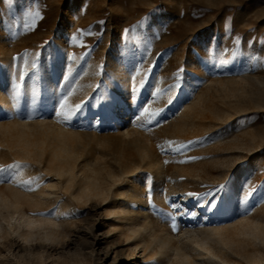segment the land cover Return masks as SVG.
I'll return each mask as SVG.
<instances>
[{
  "label": "rangeland",
  "instance_id": "1",
  "mask_svg": "<svg viewBox=\"0 0 264 264\" xmlns=\"http://www.w3.org/2000/svg\"><path fill=\"white\" fill-rule=\"evenodd\" d=\"M36 10L43 18L37 20L34 29L24 31V21L31 23L26 13ZM0 20V53H11L12 58H17L12 73L14 88H17L20 76H24V83L29 77L41 83L43 62L59 51L57 37H62L61 44L69 53L64 73L68 87H60L59 97L62 93H70L76 85L77 92L81 90L83 96L88 95L76 103L84 102V118L72 122L73 130L85 140L87 136L114 133L112 127H94L89 111L95 103L93 96H97L95 101L99 107L113 94L107 78L110 73L108 55L115 25L120 24L123 33L118 38L122 47L119 56L133 72L132 89H136L133 110L126 114L124 124L134 130L135 137L151 139V149L163 165L160 186L171 198L165 203L155 200L154 181L146 170L141 185L146 186L152 200L151 220L156 235L170 232L177 240L183 231L181 225L191 223L185 222L183 216L170 206L171 202L182 209L186 206L189 210L199 211L196 224L205 218L207 212L197 208L196 200L188 204L183 201V188L203 195L222 183L230 187L231 180L237 175L236 195L240 187H247L249 182L253 186L264 184V101H258L259 92H264V67L257 64L258 59H264V0H35V3L33 0H3ZM74 34L76 41L71 39ZM236 36L240 37L239 46L235 45ZM33 60H37V69L31 67ZM10 64L13 66L11 60L6 64L0 61V72ZM180 68L184 69L183 87L169 106L167 89L174 83V74ZM86 70L99 74L88 77L90 82H83L79 77ZM192 74H195L194 79ZM59 79L60 76L56 81ZM155 88L161 92L153 103L150 93ZM200 98L201 108L198 105L190 113L195 121L188 128L191 131L187 128L183 132L174 131L173 125L180 119V108H191ZM38 106H43V102ZM142 106H147L149 112L163 109L159 117L161 127L145 130L142 125L148 117L136 120ZM40 111L41 115L45 112L43 108ZM107 114L104 112L105 116ZM2 115L5 118L0 120V127L11 126L13 119L5 113ZM107 121L105 119L101 124ZM169 141L175 142L172 150L162 151L161 148H168ZM189 141L196 143L182 152L175 151ZM95 147L98 150L94 154L98 158L97 168L118 173L117 163L103 155L100 146ZM2 155L0 152V157ZM181 160L187 162L180 163ZM5 161L4 165H7L16 160L7 158ZM8 186L10 183L0 184V190L10 195L12 188ZM60 192L65 196L70 194L64 188ZM56 202L52 198L33 209L32 213L56 210L55 217L33 214L32 219L39 227L22 229L31 233L33 240L28 239L26 243V239L15 234L8 236L6 231L1 234L0 264H176L175 256L160 258L150 250L135 249L132 241L121 233L119 223L108 216L111 207L108 200H92L87 204L74 201L73 208H78L73 214L74 219L58 214ZM227 207L226 201L221 210L225 211ZM243 212L244 205L238 204L227 218L209 221H215L219 226L256 219L264 222V204L254 207L251 215ZM161 213L177 216L178 231L171 230V222H166ZM4 226L7 228V224ZM52 229L66 234L61 241L65 244L45 239V232ZM91 229L94 237L89 235ZM114 258L116 262H113ZM220 264H264V243L245 241L232 245Z\"/></svg>",
  "mask_w": 264,
  "mask_h": 264
},
{
  "label": "bare ground",
  "instance_id": "2",
  "mask_svg": "<svg viewBox=\"0 0 264 264\" xmlns=\"http://www.w3.org/2000/svg\"><path fill=\"white\" fill-rule=\"evenodd\" d=\"M60 30L61 32L64 31L62 28ZM122 33L123 30L117 23L113 32L114 40L108 55L110 73L107 78L113 94L106 97V101L109 97H116L120 103L118 106L104 111L96 104L97 96H93L92 99L95 103H93L92 111H89L92 120L97 111L108 113L107 116L104 115V120H108L106 124H101V122L96 125L95 121H92L91 124L96 128L112 127L114 133L100 136L97 132L99 135H94L92 138L87 136L86 140L81 138L72 126L57 123L52 112L54 104L60 98L59 85L64 82L65 64L69 59L66 46L61 44L60 39L62 37H57L56 43L59 45V51L54 53L50 60L43 62L42 81L39 84L35 78L29 77L25 83L19 79L17 88H14L12 73L15 68V60L10 55L11 53H0L1 62L5 64L9 60L13 62V66L11 64V66L5 65L2 68L3 71L0 72V120L5 118L2 115L4 113L13 119L11 126L6 124L7 127H0V152L3 153L0 157V165H4L7 158L24 161L31 165L17 177V180H27L43 175L41 187L35 192L25 191L22 187L16 186L15 183H10L8 186V188H12L10 195L0 190V237L6 231L8 236L15 234L24 240L26 239V241L32 239V234L25 233L22 229H30L29 224L38 225L32 219L33 209L53 198L58 202L56 204H59L58 214L66 219L71 217L74 219L73 214L77 213L78 208H73L74 201L87 204L92 200H108L111 203L108 216L119 223L121 233L127 236V240L132 241L135 249L140 248L144 252L150 250L154 256L160 258L175 256L176 264H220L224 253L231 249L232 245L245 241L264 243V222L262 220L240 221L237 225L231 226H219L215 221L214 223L211 222L212 220L227 218L238 205L239 197L235 194V190L239 185V175L231 180L229 196L226 198L228 207L225 211L207 212L205 218L201 222L198 221L197 224L195 219L183 216L185 222L191 223L190 225L182 226L184 223L181 225L183 231L181 236L176 238L177 240H174L175 235L170 232L156 235L155 226L151 220L152 200L150 203L148 189L141 185L146 176V170H149L154 181L155 191L153 194L155 200L170 202L171 198L160 186L163 165L158 161L159 159L157 160V155L151 149V139L135 137L134 130L131 131L124 124L126 114L133 110L135 92L132 89L131 80L133 72L120 57L122 47L118 38ZM94 71L86 70L83 74L81 73L79 78H83V82H90L88 77L99 74L98 71ZM58 76L60 79L56 81ZM191 77L194 79L195 74H192ZM79 86L81 85L79 84ZM76 88H78L77 85L73 90L69 89L70 94L67 96L69 108L88 96H83L84 92L81 90L77 92ZM30 89L39 94L43 106L34 105L30 102L27 94ZM201 99L193 103L191 108H180V119L173 125L174 131L183 132L186 128L194 125L195 121H193V116L190 113L198 105L201 108ZM258 101H264V92H259ZM42 108L45 112L41 115L39 111ZM30 116L33 122H30ZM114 121L116 123L113 126L108 125ZM188 131L191 130L188 129ZM95 145L101 147L99 151L103 155L110 156L117 163L118 173L115 174L105 168H97L98 158L94 154L98 150ZM133 150L135 151L134 154H132ZM61 188L70 194L68 196L63 195L60 192ZM182 191L183 201L186 204L192 202L194 198L188 197L186 194L193 191L188 188H183ZM185 207L183 209H187ZM210 219L211 221H209ZM53 222L57 223V221ZM4 223L7 224V228ZM55 228L57 227L55 226ZM45 233L46 240L56 243H63L61 241L66 237V234L54 229ZM89 235H95L93 229ZM135 256L137 257V255ZM116 261L114 258L113 262Z\"/></svg>",
  "mask_w": 264,
  "mask_h": 264
},
{
  "label": "snow or ice",
  "instance_id": "3",
  "mask_svg": "<svg viewBox=\"0 0 264 264\" xmlns=\"http://www.w3.org/2000/svg\"><path fill=\"white\" fill-rule=\"evenodd\" d=\"M3 0H0V3H2ZM35 3V0H33ZM26 16L30 19L31 23H29L27 20L24 21L22 24V28L24 31H28L29 29H34L36 26V22L38 19H42V15L39 10L36 11H29L26 13ZM0 23H2V20H0ZM100 23H103L101 21ZM230 27V26H229ZM2 31V29H0ZM78 33L80 30H77ZM73 41H76L77 35H73L71 38ZM240 37H235V45H240ZM249 47H251V42L249 43ZM27 55V53L25 54ZM21 59L23 57H20ZM14 59H17L14 57ZM27 62V61H25ZM257 64L264 67V59H258ZM31 67L33 69L38 68L37 60H33ZM183 73L184 69L180 68L175 74H174V83L170 85L167 89V91L170 93L169 98L167 100V105H172L173 102L176 99L177 94L179 93V90L183 87ZM20 80H24V76L19 77ZM61 88H67V78H65V83L59 85ZM135 92L136 89H133ZM161 89L155 88L154 92L150 93V96L153 98V103H155V98L160 94ZM29 95L30 102L34 105H39L41 103V99L38 93H34L31 89L27 93ZM70 93H62L59 100L54 104L52 112L54 113V117L56 119L57 123L66 124L69 126H74L72 124L73 120H81L84 118V102H81L79 104H75L72 107H68L67 104V96ZM120 103L119 99L116 97H109L105 103H102L99 107L102 110H106L111 107L118 106ZM163 112V109H160L155 112H149V108L147 106H142L141 110L139 112V115L136 117L137 121H140L142 117L147 116V122L145 125H142L145 127L146 131H151L154 127H161L162 126V120L159 119L161 117ZM32 118L31 116L29 117ZM93 120L95 121L96 125H99L104 120V111H97L93 115ZM196 142L189 141L187 144H181L179 147L175 149L177 152H182L184 149L188 148L189 146L194 145ZM202 143V141H201ZM175 142L169 141L168 142V148H161L162 151H170L172 150L173 145ZM160 147V146H158ZM189 159H195V158H189ZM180 163H185L187 160H181ZM165 163H168V161H165ZM31 167L27 162L24 161H14L12 163H9L7 165H0V184L5 183H15L16 186L22 187L25 191L28 192H35L41 187V184L43 182V175L32 177L27 180H17V177L25 171L27 168ZM150 179V178H149ZM242 193V196L240 194ZM188 197L194 198L196 200L197 208H202L206 212H216L221 210V207L225 204L226 198L229 196V185L227 183H222L217 186H215L213 189H211L209 192L201 195L194 192H189L186 194ZM238 204L244 205V215H251L252 211L254 210V207L259 206L260 204H264V184H261L259 186H253L248 183L247 187L242 185L238 191ZM149 201L151 203V198L149 196ZM173 209L176 210L180 214V216H188L191 219L197 218V216L200 214L197 211H189L187 209H182L178 207L174 202L170 205ZM56 210L53 209L52 211L48 213H34V215H48L55 217ZM163 218L167 221H170V227L173 232L178 231V224H177V216L173 215L171 213L164 214L161 213ZM30 228L39 227V225L35 224H29ZM27 243V241H26Z\"/></svg>",
  "mask_w": 264,
  "mask_h": 264
}]
</instances>
